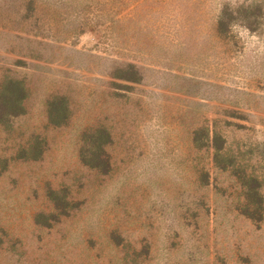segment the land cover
<instances>
[{
  "label": "rangeland",
  "instance_id": "1",
  "mask_svg": "<svg viewBox=\"0 0 264 264\" xmlns=\"http://www.w3.org/2000/svg\"><path fill=\"white\" fill-rule=\"evenodd\" d=\"M10 80L0 264H264V0H0Z\"/></svg>",
  "mask_w": 264,
  "mask_h": 264
},
{
  "label": "trees",
  "instance_id": "2",
  "mask_svg": "<svg viewBox=\"0 0 264 264\" xmlns=\"http://www.w3.org/2000/svg\"><path fill=\"white\" fill-rule=\"evenodd\" d=\"M246 14H244L247 22L248 27H251L253 25V20H251L252 15L254 16L255 13L251 11H246ZM248 12H251L250 14ZM234 18V12H229L227 9L222 12L221 19H219L218 22V31L220 33L226 32L229 28L228 25H230L231 19ZM117 78L127 80V81H132V82H138L139 78L136 75V72L132 74H129V70H124L120 69L118 70ZM26 98V89L23 86L21 81H15V80H10L8 81L1 92L0 95V121H3L6 117L9 116H16L23 114L25 109L23 106V101ZM60 106V107H59ZM49 119L50 122L53 125H60L63 124L64 121L67 118V105H66V99L64 97H59V99L52 100L49 104ZM99 134H103L101 139H99V142L101 145H106L109 142V136L106 134L104 130H99ZM101 137V136H100ZM98 141V140H97ZM222 150V146L220 144H216V155H215V160L216 163H220V155L219 152ZM41 155V152H39L37 155H34L31 159H39ZM99 159V158H97ZM220 161V162H219ZM86 164L92 166V167H97L101 168L102 165L100 162H87L84 160ZM58 209H61L59 204H57ZM62 215V214H61Z\"/></svg>",
  "mask_w": 264,
  "mask_h": 264
}]
</instances>
